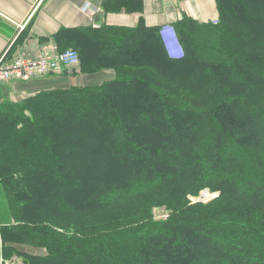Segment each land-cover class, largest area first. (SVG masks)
<instances>
[{
    "label": "trees",
    "instance_id": "1",
    "mask_svg": "<svg viewBox=\"0 0 264 264\" xmlns=\"http://www.w3.org/2000/svg\"><path fill=\"white\" fill-rule=\"evenodd\" d=\"M213 1L173 24L177 58L142 21L66 30L72 70L114 77L0 98L4 260L264 264V0Z\"/></svg>",
    "mask_w": 264,
    "mask_h": 264
},
{
    "label": "crops",
    "instance_id": "2",
    "mask_svg": "<svg viewBox=\"0 0 264 264\" xmlns=\"http://www.w3.org/2000/svg\"><path fill=\"white\" fill-rule=\"evenodd\" d=\"M105 0H0V59L11 61L15 57L36 58L44 50L59 52L68 41L59 37L62 31L99 29L101 27L134 28L139 21L147 27L170 28L188 16L200 22L215 23L218 19L213 0H133L132 13L103 10ZM96 12H82L86 5ZM141 11H137V8ZM98 17V26L95 18ZM169 32V31H168ZM165 33L164 35H166ZM165 47L169 55L179 53L178 46L168 33ZM74 72V73H73ZM114 77L109 70L93 76L80 74L68 68L59 74L27 83L0 85V98L19 102L40 92L74 86H97Z\"/></svg>",
    "mask_w": 264,
    "mask_h": 264
},
{
    "label": "built area",
    "instance_id": "3",
    "mask_svg": "<svg viewBox=\"0 0 264 264\" xmlns=\"http://www.w3.org/2000/svg\"><path fill=\"white\" fill-rule=\"evenodd\" d=\"M96 12V10L86 5L82 8V12ZM169 31V32H168ZM168 33L172 34L173 40L178 46L179 53L170 55L177 58L181 55L180 47L173 30L163 28L161 34L166 39ZM79 56L74 50H66L63 52L52 53L44 50L38 57L32 59L29 57H15L11 61L0 59V85L10 83H27L33 80L42 79L53 74H59L63 70L78 66ZM0 264H24L20 259L13 257L10 260H4L0 255Z\"/></svg>",
    "mask_w": 264,
    "mask_h": 264
},
{
    "label": "rangeland",
    "instance_id": "4",
    "mask_svg": "<svg viewBox=\"0 0 264 264\" xmlns=\"http://www.w3.org/2000/svg\"><path fill=\"white\" fill-rule=\"evenodd\" d=\"M173 29V28H172ZM214 193H210V192H203L202 193V200L203 201H207V202H209L213 197H212V195H213ZM191 198H196V197H191ZM189 199H190V197H189ZM191 201V200H190ZM164 211H162V212H158V218L161 216V217H163L164 216V214L165 213H163ZM7 213V208H6V205H5V203H4V199L2 200V198H1V195H0V216L1 215H4V214H6Z\"/></svg>",
    "mask_w": 264,
    "mask_h": 264
},
{
    "label": "water",
    "instance_id": "5",
    "mask_svg": "<svg viewBox=\"0 0 264 264\" xmlns=\"http://www.w3.org/2000/svg\"><path fill=\"white\" fill-rule=\"evenodd\" d=\"M99 18L98 17H96L95 18V25L96 26H98L99 24H98V20ZM203 192H209L208 190H204V191H202V192H200V194H199V196L198 197H196V198H191L190 197V200H191V203L192 204H197V203H207V202H203L200 198H201V196H202V193ZM218 196V193H214L213 195H212V199H214L215 197H217ZM211 199V200H212ZM24 264H27V262H23Z\"/></svg>",
    "mask_w": 264,
    "mask_h": 264
},
{
    "label": "bare ground",
    "instance_id": "6",
    "mask_svg": "<svg viewBox=\"0 0 264 264\" xmlns=\"http://www.w3.org/2000/svg\"><path fill=\"white\" fill-rule=\"evenodd\" d=\"M201 200H202V196H201V198H200ZM203 201V200H202ZM203 202H207V201H203Z\"/></svg>",
    "mask_w": 264,
    "mask_h": 264
}]
</instances>
